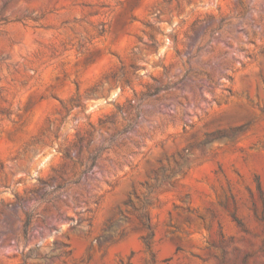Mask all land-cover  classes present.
<instances>
[{"label": "rangeland", "instance_id": "1", "mask_svg": "<svg viewBox=\"0 0 264 264\" xmlns=\"http://www.w3.org/2000/svg\"><path fill=\"white\" fill-rule=\"evenodd\" d=\"M0 264H264V0H0Z\"/></svg>", "mask_w": 264, "mask_h": 264}]
</instances>
